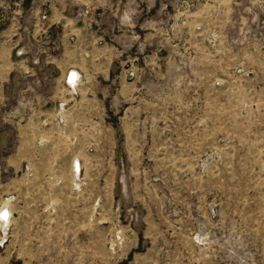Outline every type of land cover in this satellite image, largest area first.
I'll use <instances>...</instances> for the list:
<instances>
[{"label":"rangeland","instance_id":"1","mask_svg":"<svg viewBox=\"0 0 264 264\" xmlns=\"http://www.w3.org/2000/svg\"><path fill=\"white\" fill-rule=\"evenodd\" d=\"M23 45L87 75L62 129L0 90V264H264V0H0Z\"/></svg>","mask_w":264,"mask_h":264},{"label":"crops","instance_id":"2","mask_svg":"<svg viewBox=\"0 0 264 264\" xmlns=\"http://www.w3.org/2000/svg\"><path fill=\"white\" fill-rule=\"evenodd\" d=\"M13 49L14 52L16 51L17 57L11 61L10 77L6 81L3 80V83L0 81V90L5 92L6 86H9L8 83H10L11 94L17 106L14 110L28 115L25 121L28 125L23 129L28 128L31 131L36 128L37 124H39V128H45L44 126L50 124L51 127L62 129L63 125L68 122V115L71 114L72 123L75 120L73 115L76 114L77 117L76 108L83 106L84 102H80L79 98H81L85 87L86 63L70 58L64 59L59 56V53L54 52L55 49H52V52L49 51L48 55L50 56H41L40 53L31 55L32 52L28 45L17 46ZM91 64V61L87 62V65ZM72 71L78 75L79 79L76 85L69 86L67 79L69 72ZM1 84H3L2 87ZM13 122L19 125L18 127L14 126V130L20 132L18 140L13 141V155L14 159L20 162L25 159L21 154V121ZM30 134L28 135L29 145L33 144ZM24 138L26 139V135ZM33 138L37 139L35 135ZM3 154L0 147V160L2 161H4ZM1 179L0 177V181ZM2 203L0 201V207ZM12 207H8L9 213L14 212Z\"/></svg>","mask_w":264,"mask_h":264},{"label":"built area","instance_id":"3","mask_svg":"<svg viewBox=\"0 0 264 264\" xmlns=\"http://www.w3.org/2000/svg\"><path fill=\"white\" fill-rule=\"evenodd\" d=\"M69 73L70 74H69L68 79H67V81L69 82V86L76 85L78 83V79H79L78 78V75H77L76 79H74V81H71V77L75 73H73V71L72 72H69ZM11 199H7L6 201H11ZM3 207L4 206H1L0 207V224L3 225L2 228H1V225H0V230H1L2 234L5 235V233L9 230V226L11 224V221L10 220L12 219V214L11 213H8L9 212L8 211V208H6V207H8L7 205L4 208ZM4 242H5V239L3 238L2 241H1V243H4Z\"/></svg>","mask_w":264,"mask_h":264},{"label":"bare ground","instance_id":"4","mask_svg":"<svg viewBox=\"0 0 264 264\" xmlns=\"http://www.w3.org/2000/svg\"><path fill=\"white\" fill-rule=\"evenodd\" d=\"M76 77H77V74L75 73V74H73V76L71 77V81H74V79H76ZM4 207H6V205H4ZM3 207V208H4ZM7 208V207H6ZM8 211H9V208H8ZM9 213V212H8ZM1 225V228L3 227V225L2 224H0Z\"/></svg>","mask_w":264,"mask_h":264}]
</instances>
